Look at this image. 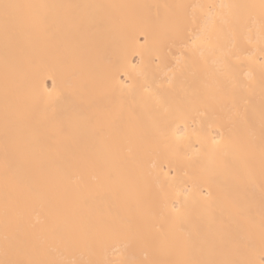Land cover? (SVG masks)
Listing matches in <instances>:
<instances>
[{"label":"bare ground","instance_id":"obj_1","mask_svg":"<svg viewBox=\"0 0 264 264\" xmlns=\"http://www.w3.org/2000/svg\"><path fill=\"white\" fill-rule=\"evenodd\" d=\"M262 249L264 0H0V261Z\"/></svg>","mask_w":264,"mask_h":264},{"label":"snow or ice","instance_id":"obj_2","mask_svg":"<svg viewBox=\"0 0 264 264\" xmlns=\"http://www.w3.org/2000/svg\"><path fill=\"white\" fill-rule=\"evenodd\" d=\"M13 7H18V6L9 5V4L3 5V8L5 9L6 16H7V10L9 8H13ZM0 264H17V262L0 261ZM246 264H264V249L261 250L258 258L251 259V260L247 261Z\"/></svg>","mask_w":264,"mask_h":264}]
</instances>
